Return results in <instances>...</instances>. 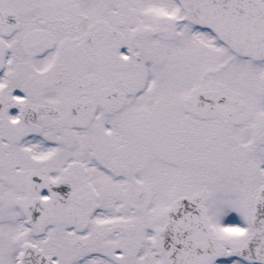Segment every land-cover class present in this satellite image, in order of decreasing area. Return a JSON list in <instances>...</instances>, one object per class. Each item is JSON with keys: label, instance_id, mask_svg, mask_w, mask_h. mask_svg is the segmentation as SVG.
<instances>
[{"label": "flooded vegetation", "instance_id": "flooded-vegetation-1", "mask_svg": "<svg viewBox=\"0 0 264 264\" xmlns=\"http://www.w3.org/2000/svg\"><path fill=\"white\" fill-rule=\"evenodd\" d=\"M72 1L63 10L55 8L52 17L35 0H0V60L1 45H6L0 70V144L12 154L0 170L7 184L15 176L9 201L14 214L0 217L11 250L0 264H33L32 253L38 249L49 258L45 264H264V197L257 198L264 189V159L245 179L249 197L235 201L237 209L224 223L213 217L202 186L209 169L197 188L195 174L176 175L163 196L157 177L150 178L155 194L149 196L137 176L148 167L158 170L167 159L177 161V145L192 147L194 123H213L214 131L206 130L208 143L219 135V127L243 116L239 120L251 124L243 147L251 153L264 147V121L256 118L257 103L264 115V59L230 52L207 28L190 23L176 0H169L168 11H152L154 18L142 8L130 11L112 0ZM175 26L205 33L236 62L257 65L260 93L241 95L217 82L189 87L179 99L178 124L184 135L177 136L172 121L174 150L161 154V124L166 121L160 119V71L142 53L140 39L159 41ZM68 53V59L79 55L90 70L83 73L71 62L64 65ZM221 96L233 102L219 101ZM253 96L259 101L252 102ZM225 109L233 110L230 117ZM68 131L87 144L82 152L83 147L64 149ZM216 141L223 143L225 137ZM223 148L220 144L217 154ZM103 179L105 188L120 193L104 199L97 184ZM192 195L198 199L183 204L203 206V232L199 227L190 230L191 250L168 252L161 235L165 210ZM178 208L172 215H185ZM251 237L249 252L260 261L239 253ZM89 240L100 245L91 246Z\"/></svg>", "mask_w": 264, "mask_h": 264}, {"label": "rangeland", "instance_id": "rangeland-1", "mask_svg": "<svg viewBox=\"0 0 264 264\" xmlns=\"http://www.w3.org/2000/svg\"><path fill=\"white\" fill-rule=\"evenodd\" d=\"M112 1L121 8H129V10L130 8H142L148 11L150 13L149 16L152 18L156 16L154 12L159 9L168 11L170 6L169 0H125L126 3H121V0ZM34 3L36 7L43 8V11H48L49 16L53 17L55 16V8L63 10V7L70 6L74 1L35 0ZM81 4L83 3L80 1L79 5ZM132 12L137 13L138 10H132ZM129 22L133 24L139 23L135 20H129ZM185 32L187 33L185 34ZM159 38V41L153 38H141L140 44H143L144 49L141 51L142 53L144 52L146 59L148 61L154 60L153 70L160 71L158 74L156 73L160 77L157 85V87L159 86L158 91L161 97L160 119L165 120L166 123L161 124V146L159 151L164 154V152L174 150L175 143L171 139L172 121L175 120L174 129H176L177 136L184 135L183 127L178 124L179 99L189 87L210 86L217 82L224 89L249 96L250 93L252 95L260 93V84L258 82L259 67L257 65L236 62V59L232 58L226 51L212 44L205 33L195 34L192 29L182 32L175 26L170 36H160ZM68 56H72V54L64 55V59L61 61L64 65H69V62H71L76 70H81L83 73L90 70V65L88 66L79 55L72 58L69 57V59ZM251 99L252 102L259 101L258 96H253ZM256 105V118L258 117L262 124L264 121L263 111L259 109L258 103ZM113 117L117 118L118 114ZM242 117L239 116L235 122L224 124L218 128V136L225 137L223 143L216 141L217 135H215L213 140L206 143V130L213 132L215 127L211 121H203L199 124L194 123L192 125L194 138H190V140L194 141L189 142L192 147L188 145L179 147L177 145V161L172 162L171 158L170 161L172 163L170 162V164L167 159L166 163H160L158 170L150 171V167H148L140 171V175H137L145 193L149 196L155 194V185L150 180L151 176L159 179V189L161 196H163L170 189L172 179L174 177L177 178L176 175L195 174L197 182L194 188H197L202 174L206 169H209L208 178L202 186H205L208 197L211 200L212 215L216 218V222L224 223L230 220V216H232L231 210L237 209L235 201L238 198L247 199L249 197L247 195L248 185H245V179H250L253 165L262 162L264 159V147L256 152L254 151V153H251L250 149L243 147L247 130L251 127V124L245 120L241 124L243 121L239 119ZM71 123H62V126ZM64 127L68 128V126ZM68 133L69 136L65 139L66 141L62 139L64 149L69 148L70 151H73L78 149V147H83L79 150L82 152L87 147V144H80L75 140L71 131H68ZM220 144L224 148L220 154H217ZM169 146H171L170 149ZM0 150L3 153L0 156L3 159L0 164L4 165L6 158H12V154L2 144H0ZM255 155H257V159L254 161L253 157ZM218 162L219 166L216 164ZM6 178V175L0 170V217L3 218L14 214L11 211V202L9 201H12L14 196L15 176L8 179L9 184L6 183ZM103 180V183L98 182L97 184L104 199H108L111 192L120 193L118 189L111 187L110 190L105 188L106 180ZM5 231L6 228L0 224V258L2 257V259L11 250V245L8 243L10 242V237H8V233L4 235ZM96 233H99V230H96ZM53 241H58V235ZM89 243L91 246L100 245L99 240H89ZM84 264L96 263L86 261Z\"/></svg>", "mask_w": 264, "mask_h": 264}, {"label": "water", "instance_id": "water-1", "mask_svg": "<svg viewBox=\"0 0 264 264\" xmlns=\"http://www.w3.org/2000/svg\"><path fill=\"white\" fill-rule=\"evenodd\" d=\"M177 2L190 22L207 27L233 53L254 60L264 58V0H177ZM1 49L3 51V48ZM2 62L3 57L0 60V69ZM220 100L233 102V99L227 96H221ZM225 112V115H231L233 110L225 109ZM168 216L169 214L166 218L169 222L162 229L167 249L171 241L166 234L174 229ZM34 259L42 260L35 255Z\"/></svg>", "mask_w": 264, "mask_h": 264}]
</instances>
